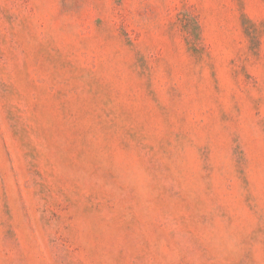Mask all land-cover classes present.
I'll list each match as a JSON object with an SVG mask.
<instances>
[{
    "label": "rangeland",
    "instance_id": "374dc122",
    "mask_svg": "<svg viewBox=\"0 0 264 264\" xmlns=\"http://www.w3.org/2000/svg\"><path fill=\"white\" fill-rule=\"evenodd\" d=\"M0 264H264V0H0Z\"/></svg>",
    "mask_w": 264,
    "mask_h": 264
}]
</instances>
